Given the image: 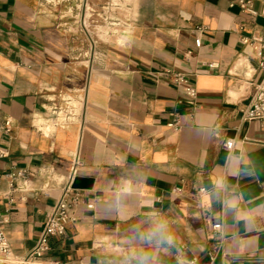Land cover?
I'll return each instance as SVG.
<instances>
[{"label":"crops","instance_id":"0c3cea01","mask_svg":"<svg viewBox=\"0 0 264 264\" xmlns=\"http://www.w3.org/2000/svg\"><path fill=\"white\" fill-rule=\"evenodd\" d=\"M251 37L264 57L261 0H0V264H22L76 176L90 184L37 264H126L154 250L131 239L153 219L175 238L157 264H264V119L242 118L263 74Z\"/></svg>","mask_w":264,"mask_h":264},{"label":"built area","instance_id":"2783aa9c","mask_svg":"<svg viewBox=\"0 0 264 264\" xmlns=\"http://www.w3.org/2000/svg\"><path fill=\"white\" fill-rule=\"evenodd\" d=\"M240 5L244 8H248L251 0H238ZM264 3V0H261ZM255 53L259 57L258 66L262 69L263 74L261 80L255 84L254 94L243 110L242 118L243 120H255L264 119V57L263 48L259 44V40L256 37H251L248 41ZM210 68L217 67L216 63H209ZM166 72L170 74L171 80L174 83L182 84L184 93L190 102H193L196 98L197 91L194 85L190 84L187 77L177 71H172L167 69ZM176 125V122L174 123ZM0 129L4 132L10 131V120L6 119L3 122L0 118ZM234 144L233 139H228L225 141L224 145L227 149H231ZM6 152L0 148V157H4ZM76 171L75 168L72 169V174ZM11 192L21 191L24 192L28 188L25 182L29 177V173L24 168H17L12 170L9 174ZM18 179H22V183L18 182ZM21 199H24V194L21 195ZM81 200L80 194L68 183L61 195L57 198L54 205L48 211L45 221L43 223L42 229L38 235V239L31 249L27 257L22 260V264H37L38 260L50 249V239L52 237L61 236L66 231L67 224L74 219L73 209L74 206ZM212 231H219L218 225L216 223L211 226ZM11 253L10 243L0 229V262L5 261L9 258ZM187 264H214L213 256L210 257L208 262H201L196 257L186 260ZM179 264V263H177Z\"/></svg>","mask_w":264,"mask_h":264},{"label":"clouds","instance_id":"9594fccd","mask_svg":"<svg viewBox=\"0 0 264 264\" xmlns=\"http://www.w3.org/2000/svg\"><path fill=\"white\" fill-rule=\"evenodd\" d=\"M131 239L132 241L138 240L147 244L153 247L154 250H144L135 253L128 258L126 264H132L133 260H135L136 264H157V257L154 255V251L175 246V238L170 233L165 220H151V226L147 231L137 230ZM179 264H187V262L181 259Z\"/></svg>","mask_w":264,"mask_h":264},{"label":"water","instance_id":"95a60500","mask_svg":"<svg viewBox=\"0 0 264 264\" xmlns=\"http://www.w3.org/2000/svg\"><path fill=\"white\" fill-rule=\"evenodd\" d=\"M88 184H90V180L76 176L74 177L71 186L73 188H83L88 186Z\"/></svg>","mask_w":264,"mask_h":264}]
</instances>
